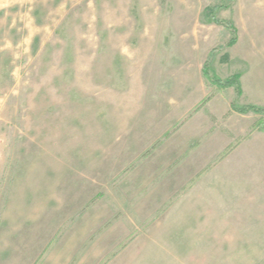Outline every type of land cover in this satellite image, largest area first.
<instances>
[{
	"label": "rangeland",
	"instance_id": "rangeland-1",
	"mask_svg": "<svg viewBox=\"0 0 264 264\" xmlns=\"http://www.w3.org/2000/svg\"><path fill=\"white\" fill-rule=\"evenodd\" d=\"M262 126L264 0H0V264H264Z\"/></svg>",
	"mask_w": 264,
	"mask_h": 264
},
{
	"label": "trees",
	"instance_id": "trees-1",
	"mask_svg": "<svg viewBox=\"0 0 264 264\" xmlns=\"http://www.w3.org/2000/svg\"><path fill=\"white\" fill-rule=\"evenodd\" d=\"M208 15L209 16H212L213 12H214V9H207L206 10ZM211 18V21H209V23L211 24H214V25H218V26H222L228 30H230L232 32V35H233V38L230 40V42L228 43V45L231 47L233 46L235 43H236V40L234 38V35H235V28L227 23H223L222 21H219V20H216L215 18L213 17H210ZM221 83L219 80L215 79L213 80V84L215 85H218V86H221ZM261 131H264V127L262 126L261 128Z\"/></svg>",
	"mask_w": 264,
	"mask_h": 264
}]
</instances>
